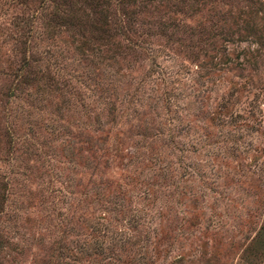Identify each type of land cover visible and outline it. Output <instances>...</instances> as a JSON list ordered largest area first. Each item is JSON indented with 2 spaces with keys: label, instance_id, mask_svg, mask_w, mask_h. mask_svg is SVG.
I'll list each match as a JSON object with an SVG mask.
<instances>
[{
  "label": "rangeland",
  "instance_id": "rangeland-1",
  "mask_svg": "<svg viewBox=\"0 0 264 264\" xmlns=\"http://www.w3.org/2000/svg\"><path fill=\"white\" fill-rule=\"evenodd\" d=\"M43 2L0 0V264H264V0L137 1L108 41Z\"/></svg>",
  "mask_w": 264,
  "mask_h": 264
},
{
  "label": "trees",
  "instance_id": "trees-1",
  "mask_svg": "<svg viewBox=\"0 0 264 264\" xmlns=\"http://www.w3.org/2000/svg\"><path fill=\"white\" fill-rule=\"evenodd\" d=\"M61 1V2H60ZM44 0L43 4L49 7L47 12L48 21L44 23V29L53 30L57 29L60 25L62 26H71L73 21L77 22V24L81 25V27L87 26L88 32L99 30L103 37L108 41L109 36L111 34V30L113 31H127L129 29L130 23L128 21L131 19L132 14L134 13V8L138 3L142 4V0H80L81 4L85 7H78L77 9H70L69 0ZM114 4V7L111 4ZM45 6V7H46ZM42 8V7H41ZM76 10H80L81 16L83 17V21H80V17L78 19L74 16ZM116 10L119 11L123 20L114 17ZM122 21V22H121ZM86 38L81 40L82 42H86ZM24 73L20 75V80L18 83H24L23 80H27L29 74L28 70H25ZM27 68V67H26ZM38 71L33 70L32 76L35 75ZM264 248V227H260L257 234L252 238L247 247L246 260L258 258L263 253Z\"/></svg>",
  "mask_w": 264,
  "mask_h": 264
}]
</instances>
